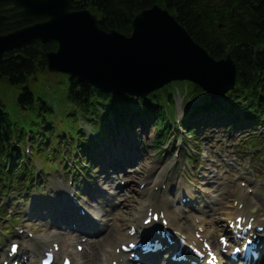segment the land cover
I'll use <instances>...</instances> for the list:
<instances>
[{
  "label": "water",
  "instance_id": "95a60500",
  "mask_svg": "<svg viewBox=\"0 0 264 264\" xmlns=\"http://www.w3.org/2000/svg\"><path fill=\"white\" fill-rule=\"evenodd\" d=\"M3 1L7 0H0ZM11 1L23 10L0 17V24L7 18L48 17L46 22L26 30L44 40H59L62 51L68 54L60 62L69 61L77 70L118 90L140 92L156 82L185 75L200 78L210 89L222 90L234 71L230 60L214 62L192 42L186 31L157 9L138 15L134 34L127 39L99 30L87 12H70L69 0ZM167 31L175 36H168ZM11 38L4 42L0 38V47Z\"/></svg>",
  "mask_w": 264,
  "mask_h": 264
},
{
  "label": "trees",
  "instance_id": "16d2710c",
  "mask_svg": "<svg viewBox=\"0 0 264 264\" xmlns=\"http://www.w3.org/2000/svg\"><path fill=\"white\" fill-rule=\"evenodd\" d=\"M93 1L92 6L88 5L102 18L101 27L117 29L126 34L130 31L131 20L136 12L154 2L165 4L174 11L193 38L213 56L222 57L229 51L243 82L256 80L264 73V0ZM78 5L82 6V3ZM218 23L222 24V28H218ZM16 27L17 24L8 23L2 31ZM38 50L34 44L22 50L23 59L17 56L11 60V57L6 56L0 66V74L13 83H20L23 76L30 74Z\"/></svg>",
  "mask_w": 264,
  "mask_h": 264
},
{
  "label": "bare ground",
  "instance_id": "6f19581e",
  "mask_svg": "<svg viewBox=\"0 0 264 264\" xmlns=\"http://www.w3.org/2000/svg\"><path fill=\"white\" fill-rule=\"evenodd\" d=\"M167 35L175 36V33H171V31H167ZM152 169H153L152 167L148 169L147 176L142 177L141 182L142 183L144 182V188L141 191L137 190V193L139 192L141 196H139V194L138 195L132 194L129 197V199L126 201V204H128L129 207H127L123 212L120 213L116 212L117 214L112 212L111 214L112 217L108 221H106V224H108L111 231H109L104 241L98 245V255H102L103 257L101 260L102 264H105L107 260L110 261L115 258L118 259L119 262H123V257L119 254H116L115 252H112L110 248L112 246L119 244L120 242L124 241L129 237L126 231L128 225L141 222L142 219L146 216L145 213L147 209L143 214V210L145 208L143 206L145 204L151 203L152 207H154L156 211H162L163 216H165L168 219L169 224L170 223L172 224L174 230L177 233L183 234L186 236L187 239L194 241L197 240L193 237L194 233L192 235L191 228L197 226L195 231H197L198 228L201 229L200 236L208 241H211L212 239H214L216 234L210 230V227H212V225L218 224V226L220 227L219 231H222L224 225L221 223V221L233 220V216L236 213H239L240 215L245 217H249L250 214L257 215L261 217L260 221H264V200L258 199L255 201H251L253 196H249L247 194H239L238 202L242 203V207L239 208L238 206L234 205L232 202L231 203L229 201L227 203L222 202L224 198L237 196L238 189L225 190L224 188H221L224 190V195H223V191L220 192V195H223V197L221 198V203L217 204L216 202L213 201V203L206 204L204 208L199 206L197 210L201 216H196V217L191 216L189 217V220L185 223H181L178 218L169 219L167 215H169V211L171 209L173 212L177 214H181V213L183 214V212L179 209L180 205L176 202L177 195H174L170 198L164 195L161 197L158 206L153 205L154 192H152V187L155 185L156 177L154 174H151ZM186 192L191 199L192 191L188 189L186 190ZM192 201L193 199H191V202ZM252 206L255 207V211L253 213H250L251 211L250 208ZM137 207H139V209L136 211ZM93 210L95 211L96 208L94 207ZM209 214L215 215L211 222L206 220ZM168 249H170V247H168ZM93 253L95 254V251H93ZM71 255L74 259H81L84 257L85 254L80 255L76 253H71ZM151 261L155 264L159 263V261L156 260V258H151Z\"/></svg>",
  "mask_w": 264,
  "mask_h": 264
},
{
  "label": "rangeland",
  "instance_id": "374dc122",
  "mask_svg": "<svg viewBox=\"0 0 264 264\" xmlns=\"http://www.w3.org/2000/svg\"><path fill=\"white\" fill-rule=\"evenodd\" d=\"M35 83H36L35 85L30 84V85H32V88L34 90L33 91L31 89L32 92L34 93V95H36L37 93H43V94H45L47 96H50L51 89H50V87L47 86V84H44V86H43L44 88H43L42 87V80H40V79H37L35 81ZM6 87L8 88V90H6L4 92V94L0 95V100L3 101L2 103L5 106V111L8 113L9 118H10V120L12 122V127L14 129H17V130H20L21 128L28 129L29 125H30V123L32 121V115L22 116L19 113L18 109H17L16 98H17V94L19 92V88L18 87L14 88V87H11V86H8V85H6ZM11 91H12V93H11ZM23 111H25V110H23ZM25 112H32V111L29 110V111H25ZM152 135H153V132L150 133V137ZM145 136H147V134H145ZM177 137H179V135L177 134V132H175L174 141L173 142H172V139H171V140L165 141L162 144V147L160 149V153L161 154L152 153V151H149L148 149H146L143 152L144 155H141V157L142 158H146V161H148V162L150 161L151 165L158 164V167L160 169L167 168L168 165H170L172 163V157H173L172 154H173V150L175 149V144H176V141H177ZM199 137L201 138V140L202 139L203 140L208 139L206 137V135H201ZM142 138L148 141L147 145L149 146L150 143H149L148 137L147 138L142 137ZM212 139L214 140L213 147L210 148L209 145H199L200 148H201L199 153L200 152L202 153L204 151H206L208 153H212V151L216 150L214 153H212L213 155H216V156H218L219 154H221V153H223L225 151H227L228 153L235 154V151L238 148L237 142H235L233 145L226 146V143H224V141L226 140V142H227L228 139H225V137H223V136L213 135ZM187 140L188 141L185 144H183V147L181 148V152H180V157L178 158L177 164H179V163H181V164L178 165V167L175 169V171L173 172V175H174V173H176L178 176H181V177H183L185 175H188V176L191 175V169H192L193 166L190 165L189 168H187V170L184 169V167H185L184 165L186 164V160H185L184 154H186L187 151L191 152V150H194V149H190L194 145H193V143H192L190 138H188ZM233 140L235 141V140H237V138H233ZM218 146H219V148L217 149ZM248 150L249 149H247V151ZM195 154H197L196 150H194V154L189 155V157L193 158ZM158 155H161V156H158ZM37 164L40 167L41 162L38 161ZM182 164H184V165H182ZM255 166L258 167L257 165H255ZM136 169H140V171L142 170L141 167L137 166L133 170H130L129 172L126 173L128 175V177H130L131 179L133 177H135V174L133 175V172ZM50 172H51L50 170L47 173H42L41 171H38V175H42L43 176V180H44V179H47V176L49 175ZM235 175H237V174L235 173ZM192 177H194V175ZM230 178H233V174L230 175ZM59 179H60L59 176H56L54 178V181H57ZM227 180H228L227 177L223 176L222 181L226 182Z\"/></svg>",
  "mask_w": 264,
  "mask_h": 264
},
{
  "label": "snow or ice",
  "instance_id": "6c2138e0",
  "mask_svg": "<svg viewBox=\"0 0 264 264\" xmlns=\"http://www.w3.org/2000/svg\"><path fill=\"white\" fill-rule=\"evenodd\" d=\"M148 166H149V167L151 166V162H150V161L148 162ZM149 216H151V214H149ZM150 222H151V221H150L149 219H145V220L143 221V223H144L145 225H148ZM249 227H251V225H249ZM222 240H224V242L227 243L226 238H223V237H222ZM16 250H17V246H16V245H13V246H12V251L15 252ZM237 251H239V249H237Z\"/></svg>",
  "mask_w": 264,
  "mask_h": 264
}]
</instances>
